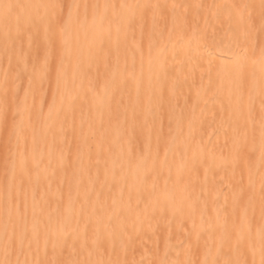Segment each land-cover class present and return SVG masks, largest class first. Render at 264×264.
Masks as SVG:
<instances>
[{
    "label": "bare ground",
    "instance_id": "bare-ground-1",
    "mask_svg": "<svg viewBox=\"0 0 264 264\" xmlns=\"http://www.w3.org/2000/svg\"><path fill=\"white\" fill-rule=\"evenodd\" d=\"M0 264H264V0H0Z\"/></svg>",
    "mask_w": 264,
    "mask_h": 264
},
{
    "label": "rangeland",
    "instance_id": "rangeland-1",
    "mask_svg": "<svg viewBox=\"0 0 264 264\" xmlns=\"http://www.w3.org/2000/svg\"><path fill=\"white\" fill-rule=\"evenodd\" d=\"M13 133H14V134H16V130H15V131H13ZM13 150H16V148H13Z\"/></svg>",
    "mask_w": 264,
    "mask_h": 264
}]
</instances>
